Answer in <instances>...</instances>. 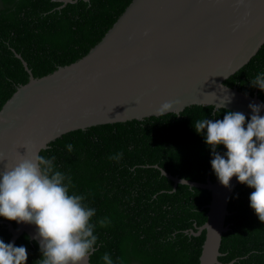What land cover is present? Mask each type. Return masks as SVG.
Segmentation results:
<instances>
[{
	"label": "trees",
	"instance_id": "16d2710c",
	"mask_svg": "<svg viewBox=\"0 0 264 264\" xmlns=\"http://www.w3.org/2000/svg\"><path fill=\"white\" fill-rule=\"evenodd\" d=\"M130 2L87 0L59 8L57 0H0V107L27 82L14 53L33 78L48 75L83 57ZM261 73L264 43L222 83L264 103V91L250 83ZM212 110L192 105L178 114L66 133L39 151L46 159L55 157V170L71 178L69 194L83 196V203L96 210L90 223L97 243L89 264H105V254L113 264H198L204 233L189 232L204 223L210 193L183 184L173 188L160 170L190 182L216 180L211 149L194 128L199 120L223 119L227 113ZM225 151L217 147V152ZM119 154V159L113 158ZM252 191L241 184L228 199L227 231L221 235L223 264H264V222L250 207ZM104 218L109 223L102 227L99 221ZM4 221H13L0 217V239L7 244ZM13 244L26 247V264H39L40 247L27 235L21 234Z\"/></svg>",
	"mask_w": 264,
	"mask_h": 264
},
{
	"label": "water",
	"instance_id": "95a60500",
	"mask_svg": "<svg viewBox=\"0 0 264 264\" xmlns=\"http://www.w3.org/2000/svg\"><path fill=\"white\" fill-rule=\"evenodd\" d=\"M85 1L57 0L59 8ZM263 43L264 0H131L83 57L48 75L33 78L13 52L27 82L0 107V171L20 153H39L63 134L178 114L192 105L238 111L250 119L249 104L264 103L222 82ZM165 102L172 107L161 113ZM160 174L173 188L183 184L210 193L204 223L189 233H204L198 264H223L226 206L241 184L235 177L227 188L217 178L181 183L184 179ZM1 223L9 234L7 243L25 234L40 247L35 225Z\"/></svg>",
	"mask_w": 264,
	"mask_h": 264
},
{
	"label": "clouds",
	"instance_id": "9594fccd",
	"mask_svg": "<svg viewBox=\"0 0 264 264\" xmlns=\"http://www.w3.org/2000/svg\"><path fill=\"white\" fill-rule=\"evenodd\" d=\"M250 83L264 91V73ZM171 107L165 102L159 112H167ZM262 107L249 104L250 119L241 112L227 111L223 119L199 120L194 128L198 134H204L205 143L211 149V167L220 184L230 187L235 177L240 184L254 189L249 197L250 207L264 222ZM221 145L226 149L223 154L217 152ZM67 148L69 152L73 150L71 144ZM54 160L55 157L46 159L26 150L4 166L0 171V217L36 226L42 253L39 264H87L97 243V236L93 234L95 226L90 223L96 210L83 203V196L69 194L71 178L55 170ZM107 223V218L99 221L102 227ZM27 259L26 247L6 244L0 239V264H26ZM102 259L105 264H113L108 254Z\"/></svg>",
	"mask_w": 264,
	"mask_h": 264
}]
</instances>
